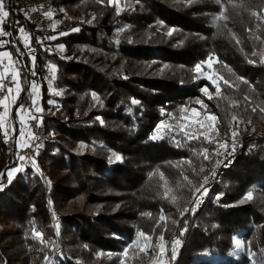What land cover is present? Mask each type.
I'll return each mask as SVG.
<instances>
[{
	"label": "trees",
	"instance_id": "trees-1",
	"mask_svg": "<svg viewBox=\"0 0 264 264\" xmlns=\"http://www.w3.org/2000/svg\"><path fill=\"white\" fill-rule=\"evenodd\" d=\"M48 1L57 21L43 44L4 3V31L16 21L30 32V82L40 83L35 117L54 138L37 152L35 169L0 184V264H119L139 231L154 241L163 235L169 264H244L231 257L236 239L248 264H264V0ZM210 56L219 95L196 71ZM49 66L54 92L45 82ZM18 69L15 134L17 110L30 107L26 72ZM205 85L211 99L200 92ZM202 98L218 119V138L235 137L242 148L197 205L201 168L211 165L202 151L214 144L175 129L157 135V124Z\"/></svg>",
	"mask_w": 264,
	"mask_h": 264
},
{
	"label": "built area",
	"instance_id": "built-area-1",
	"mask_svg": "<svg viewBox=\"0 0 264 264\" xmlns=\"http://www.w3.org/2000/svg\"><path fill=\"white\" fill-rule=\"evenodd\" d=\"M9 1H16V8H13L14 12L12 17H19L22 22L30 25L36 33V41L38 43H49L53 40V31L57 18L55 17V7L51 3L48 5H34L28 0H3L4 3H9ZM5 26H7L5 29V35H3L0 39V51L3 49L9 50L8 47H13L15 49L16 55L11 56L10 64L14 68H18V66L23 67L27 76L26 89H29L30 76L32 74V67L27 61V58L30 57L29 47L32 43L30 32H26L22 26L19 27L16 21L8 22ZM21 28L23 29L22 32L20 31ZM23 32H25L29 38L28 51L26 50V47L22 46V43L19 39V33ZM2 67L3 61L0 58V114L2 126L6 129L7 138L10 143L11 168L19 166L22 163H33V153L38 148L39 141L46 138L43 136V134H40L38 119L36 117H31L27 121L29 140L23 147L20 148L17 146V138L13 129V121L10 115L9 97V93L14 85V82L12 81L10 75L2 73ZM54 111L55 108L53 106V114ZM231 133L233 135L235 133V129H233ZM241 148L242 142L235 137H231L225 142L216 143L209 152L202 151V155L205 156L206 161L211 163V166L207 174L196 188L195 203L197 205L204 203L211 189L218 183L222 173L233 165ZM21 157H23V159H21ZM6 179V173H4L0 178V184L4 183ZM205 189L206 194H203ZM145 238L147 237L145 236ZM157 247L160 250V244H157ZM55 254H58V251H56ZM162 261L163 263L169 264L166 252H164Z\"/></svg>",
	"mask_w": 264,
	"mask_h": 264
},
{
	"label": "rangeland",
	"instance_id": "rangeland-1",
	"mask_svg": "<svg viewBox=\"0 0 264 264\" xmlns=\"http://www.w3.org/2000/svg\"><path fill=\"white\" fill-rule=\"evenodd\" d=\"M4 10L6 11V8H4ZM2 22H3V20H2ZM0 32H2L3 35H5L3 23L0 24ZM3 35H0V37L2 38ZM19 39L22 43V46L26 47V50L28 51L30 49V48L28 49V47H29L28 35L25 32L19 33ZM50 45L51 46L49 48H50L51 52H54L57 54L62 53L63 47H61V45H52V44H50ZM7 54H9V55H7ZM11 56H13V55L9 50L3 49L0 51V58L3 61L2 73L10 75L12 78V81L14 82V85L11 88L10 93H9L10 100H11V102H13L17 98V96L20 92V91H18L20 88V77H19V69L17 67L16 68L12 67V65L10 64ZM207 61H208V59H206L203 62V64L200 66V71H197V72L199 73L200 77L203 80L207 81L211 86H213L211 81L208 79V76L212 75L213 78L218 81L219 74L214 67L216 60L215 59L213 60L212 67L210 69L208 68ZM54 77H55V67L49 66L47 73H46L45 82H46L47 86L50 87L51 92H54V89H52V87H51L52 83L54 81ZM18 86H19V88H18ZM205 88L208 89V86H206V85L202 86L200 89V92L204 97L208 98V96L205 95V93L203 91V89H205ZM208 92H209V89H208ZM27 94L30 98V107L26 108L24 110V112L19 111V109H18V111L20 112V114L23 113L24 118L25 117L28 118L29 116L35 117L36 114L39 113L41 110H40V83L38 81H36L34 78L31 79ZM203 99L204 98L200 99L196 103V105L190 109L182 108V110L179 111L178 115H172V114L167 115L162 122L157 124V129H158V131H160L157 133V135H160L161 130H163V129H168V130L175 129V130H178L180 133H183L184 135H185V132H187L189 134L199 135L204 140H206L208 142H213L214 145L216 143H219V142L227 141V140H220L218 138V119L215 116V114L209 112L207 106L204 107L205 104L203 102ZM20 109H21V107H20ZM213 115L216 117V120L210 121L208 119V117L213 116ZM259 122L264 127V119H261ZM161 125H164V127L160 128ZM172 131H174V130H172ZM235 133H236V129H235ZM263 133H264V131H263ZM16 138H17V135H16ZM53 138H54V136H53ZM202 156L205 158L204 155H202ZM205 160H206V158H205ZM206 165H208L207 169H206V167H207ZM206 165L204 164L201 168V170H203L205 172H204V175L200 178L199 183L204 178V176L207 174V172L211 166V165L209 166V164H206ZM23 169H24L23 167H19V166L8 168L6 170V177L9 179V174H11V178H12L13 176H15L17 174V172L22 171ZM158 215H159V219H161V216H163L162 220L163 221L165 220L164 214L162 213V210H160V209L158 210ZM141 234H143V235H141ZM145 236L147 237V239H145ZM157 244H160V246H161L160 250L158 249ZM165 246H166V244L164 242V237L162 234H160L158 239L156 241H154V237L152 235L145 234V233H142L141 231H139L137 234L136 246L131 247L129 249L124 248L121 251V258H120L119 264H127L131 260L132 257L136 258L137 261H141V260L144 261V264H149L150 260H152V259H154L156 261H161V264H167V263H163V261H162V258H163L164 252H165V248H166ZM141 249H143V251ZM161 249H163V252L161 251ZM244 252H246V250L244 248L243 241L240 239L239 240L236 239L234 241L233 248L230 251V253L232 254L231 257L234 258L236 256V257H238L239 262L243 261L242 263L248 264V262L244 258V257H246ZM141 254H143V256H144L143 259L140 258ZM216 261H217V259H214V261L205 262V264H216ZM218 264H225V263H224V261L220 260V263H218Z\"/></svg>",
	"mask_w": 264,
	"mask_h": 264
},
{
	"label": "bare ground",
	"instance_id": "bare-ground-1",
	"mask_svg": "<svg viewBox=\"0 0 264 264\" xmlns=\"http://www.w3.org/2000/svg\"><path fill=\"white\" fill-rule=\"evenodd\" d=\"M28 1H31L34 5H48V4H50V2L48 0H28ZM9 3L12 4L13 8H16V1H9ZM49 113L51 114V108L49 109ZM52 114H53V106H52ZM0 121H1V114H0ZM39 126H40V134H43V136L46 139L39 141L38 148L33 153V163H22L19 165V167L35 169L36 168L35 160H36L37 152L45 143L53 141L52 134L45 132L44 128L41 126L40 123H39ZM2 134L4 136L5 163H4L3 170L0 172V178L4 173H6V169L10 168V143L8 141V138H7V133H6L5 127H2ZM149 264H161V261H156V260L152 259V260H150Z\"/></svg>",
	"mask_w": 264,
	"mask_h": 264
},
{
	"label": "snow or ice",
	"instance_id": "snow-or-ice-1",
	"mask_svg": "<svg viewBox=\"0 0 264 264\" xmlns=\"http://www.w3.org/2000/svg\"><path fill=\"white\" fill-rule=\"evenodd\" d=\"M4 2H3V0H0V24H2V20H3V18H5V17H7L8 15H9V13L7 12V11H5L4 10ZM121 9H119V8H117V11L119 12ZM253 15H256L255 13H253ZM78 30V29H77ZM20 31L22 32L23 31V29L21 28L20 29ZM169 35H171V32H169L168 33ZM0 35H3V33L2 32H0ZM63 35V34H62ZM239 42V41H238ZM61 47H63V46H61ZM7 55H9V54H7ZM213 60H214V57H209L208 58V61H207V65H208V68L210 69L211 67H212V62H213ZM251 62V61H250ZM196 71H200V64H197L196 65ZM208 79L211 81V83L213 84V86H215V88H216V93H217V95H219L220 94V87H219V85L217 84V80L216 79H214L213 78V76L212 75H209L208 76ZM14 80V79H13ZM15 81V80H14ZM225 83L227 84L228 82L227 81H225ZM245 83H247V81H245ZM229 86H231V85H229ZM203 91H204V93H205V95H207L208 97H209V99H211V94L208 92V89L207 88H205V89H203ZM50 103H51V101H50ZM132 103L133 104H137L138 103V101H136L135 99H133V101H132ZM204 107H206V105L204 106ZM37 110V109H36ZM99 119V118H98ZM208 119L210 120V121H215L216 120V117L213 115V116H209L208 117ZM164 127V125H161L160 126V128H163ZM183 130V129H182ZM185 135L186 136H189V133H187V132H185ZM233 135H235V133L233 134ZM189 138H192L191 136H189ZM21 159H23V157H21ZM115 160L116 161H120L121 160V157L119 156V155H116L115 156ZM38 170V169H37ZM11 179V174H9V180ZM0 187H2V186H0ZM203 194H206V189L204 190V193ZM251 196H252V193L251 192H249V193H247L246 194V196L244 197V199L245 200H248V199H251ZM219 197H217V199H218ZM197 202H199V201H197ZM51 203V202H50ZM146 215H150V214H146ZM161 219H163V216H161ZM141 235H143V234H141ZM40 236V233L39 232H35L34 231V233H33V238L35 239V238H38ZM145 239H147V238H145ZM41 242H43V241H41ZM176 243H179L178 241H176L175 242V244ZM142 251H143V249H141ZM161 251L163 252V249H161ZM175 257V247L173 248V258Z\"/></svg>",
	"mask_w": 264,
	"mask_h": 264
},
{
	"label": "crops",
	"instance_id": "crops-1",
	"mask_svg": "<svg viewBox=\"0 0 264 264\" xmlns=\"http://www.w3.org/2000/svg\"><path fill=\"white\" fill-rule=\"evenodd\" d=\"M17 114H18L17 115L18 121L16 122L18 129V133L16 134L18 138L17 146L21 148L29 140V131H28V127H26V121H25L26 117L24 118L23 114L22 113L20 114L18 110H17Z\"/></svg>",
	"mask_w": 264,
	"mask_h": 264
}]
</instances>
